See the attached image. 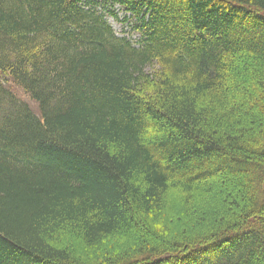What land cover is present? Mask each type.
Listing matches in <instances>:
<instances>
[{
	"label": "trees",
	"instance_id": "1",
	"mask_svg": "<svg viewBox=\"0 0 264 264\" xmlns=\"http://www.w3.org/2000/svg\"><path fill=\"white\" fill-rule=\"evenodd\" d=\"M0 264H264V0H0Z\"/></svg>",
	"mask_w": 264,
	"mask_h": 264
},
{
	"label": "rangeland",
	"instance_id": "2",
	"mask_svg": "<svg viewBox=\"0 0 264 264\" xmlns=\"http://www.w3.org/2000/svg\"><path fill=\"white\" fill-rule=\"evenodd\" d=\"M113 9L115 11L116 18L113 19L112 17H107L106 20L116 36H124L129 39L130 42L133 43V45L138 44L141 41L142 36L140 35V33L132 30L135 25V20L129 17V15L122 12L118 6L113 7ZM11 91L18 99L26 103L31 111L37 114V105L33 101H31L20 89L14 87ZM144 229L145 228H143V230Z\"/></svg>",
	"mask_w": 264,
	"mask_h": 264
},
{
	"label": "bare ground",
	"instance_id": "3",
	"mask_svg": "<svg viewBox=\"0 0 264 264\" xmlns=\"http://www.w3.org/2000/svg\"><path fill=\"white\" fill-rule=\"evenodd\" d=\"M126 18V17H125ZM118 38V37H117Z\"/></svg>",
	"mask_w": 264,
	"mask_h": 264
}]
</instances>
